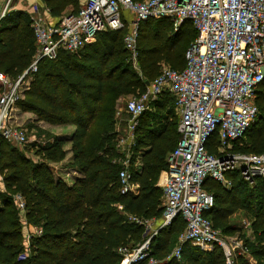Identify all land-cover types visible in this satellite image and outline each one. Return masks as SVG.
I'll list each match as a JSON object with an SVG mask.
<instances>
[{
	"label": "trees",
	"instance_id": "16d2710c",
	"mask_svg": "<svg viewBox=\"0 0 264 264\" xmlns=\"http://www.w3.org/2000/svg\"><path fill=\"white\" fill-rule=\"evenodd\" d=\"M44 3L52 16H59L70 5L77 10L80 0ZM126 33V29L103 31L78 52L61 50L56 58L41 60L31 75L17 107L33 112L37 122L73 124L75 130L61 138L40 128L37 133L45 135L44 142H34L30 149L41 160L30 158L15 143L0 137V174L7 189L0 197V264H120L121 248L132 250L146 239L145 226L131 217H162L163 189L158 182L181 137L179 121L172 106L168 107L174 101L176 108V97L165 91L140 116L131 159L140 160L141 166L130 168L139 187L131 194L121 192L119 172L124 154L117 146L121 136L115 128L117 101L121 96L146 91L147 82L160 74L164 63L184 69L197 30L189 20L178 30L167 18L142 21L137 38L140 72L128 63L131 58L124 44ZM35 51L29 16L24 10H9L0 20V71L16 80L31 64ZM2 88L0 81V91ZM255 101L259 118L232 143L235 152L264 153V80ZM67 141L72 143L71 165L82 173L71 185L56 180L46 164L47 160L59 162L65 158L63 145ZM218 144L215 134L209 151L217 152ZM227 176L230 187L212 177L204 181L203 188L214 196V205L205 216L215 228L230 234L239 229L231 220L233 214L239 210L250 214L254 218V238H248L246 246L257 264H264V177L250 183L238 171H230ZM248 182L256 185L250 187ZM16 193L25 199V214L15 204ZM23 215L42 232L32 238L30 252L28 249L20 258L26 245ZM184 228L181 216L162 228L151 241V255L166 258ZM162 264H226V258L221 247L208 251L187 242L180 259L171 258ZM235 264H249L247 256L240 255Z\"/></svg>",
	"mask_w": 264,
	"mask_h": 264
},
{
	"label": "built area",
	"instance_id": "2783aa9c",
	"mask_svg": "<svg viewBox=\"0 0 264 264\" xmlns=\"http://www.w3.org/2000/svg\"><path fill=\"white\" fill-rule=\"evenodd\" d=\"M11 9L27 13L36 42L31 64L16 80L0 72L4 86L0 137L15 144L28 141L26 129L13 125L11 120L41 60L54 59L61 50L78 52L103 31L126 29L124 44L140 72L137 38L142 21L167 18L174 30L187 20L194 24L197 36L187 50L186 67L177 70L164 63L160 74L147 82L146 91L130 98L125 106L130 118L123 129L126 134L117 143L124 154L119 172L123 194L137 193L139 187L130 169L137 118L165 91L176 97L181 137L168 157V168L162 172V217H131L145 226L146 239L132 250L121 248L120 264H162L171 258L180 259L187 242L208 251L221 247L226 264H235L236 258L247 255L249 248L242 240L225 237L205 216L214 205V196L203 184L212 177L230 187V171L240 172L250 183L258 176L264 177V153L232 150V143L259 118L255 98L264 80V0H80L77 10L70 5L59 16L51 15L44 0H5L0 20ZM215 134L219 138L217 152H210L209 142ZM15 201L25 209L21 194H16ZM178 216L185 221V228L176 247L164 259L151 255L152 239Z\"/></svg>",
	"mask_w": 264,
	"mask_h": 264
},
{
	"label": "rangeland",
	"instance_id": "374dc122",
	"mask_svg": "<svg viewBox=\"0 0 264 264\" xmlns=\"http://www.w3.org/2000/svg\"><path fill=\"white\" fill-rule=\"evenodd\" d=\"M4 1L5 0H0V8L2 7V5L4 6ZM29 1H31V0H29ZM20 7H22V6H20ZM24 8H26V7H24ZM129 61L131 62V66L134 68V70L139 72V69L134 67V65L132 63V60L131 59L128 60V63L130 64ZM164 65L168 66L166 64H164ZM0 72H2V71H0ZM2 73H4V72H2ZM4 74H6V73H4ZM11 80L13 81V79H11ZM3 92H4V88H2V90L0 91V96L2 95ZM136 95L137 94H130V95L121 96L118 99V101H117V103L119 105V108L117 106V110H116L117 113L115 115L117 123L115 125V128L118 129L121 132V135L123 133L126 134V132L123 131L124 123H125V121L128 122V120L130 118L129 115L127 114V112H126V109H125L126 103H127V101L130 98H133ZM22 98H23V95H22ZM174 104H175L174 101H172V104L168 105V107L172 106L171 108H172L173 113L175 115V120L179 121L178 120L179 119V117H178L179 114H178V111L176 110V108L174 107ZM150 107H151V105H150ZM157 112H159V111H157ZM157 112H154V114H156ZM143 113H141L138 116V118H137V122L138 123H139L140 116ZM31 114H34V113L31 112V111H25V110L19 109V112H17V115L15 116V118L11 120L13 125L20 126L24 130L26 129V135H27V138H28L27 142H25L23 144H16L17 145L16 147L19 149L20 152L24 153L25 155L29 156L30 158H33L35 160H41L40 157L34 155L33 150L30 149V146H31L32 143H34V142H39V143L44 142L45 135L43 134L40 137L38 135V133H37L38 130L41 128V129H44V130H48L50 132H53V131L61 132V131H63L62 134L59 135V136H61V138H63V137H68L71 134L69 132L72 130L71 129L72 127L70 126V124H68L69 126H66V124H57V125L52 124L51 125L48 122L42 124V123H40L41 121L40 122L36 121V117H31V116H33ZM162 114H164V113H162ZM157 116H162V115L161 114H157ZM154 120L152 119V121H150L151 124L154 123ZM67 144H69V145H67ZM65 146H70V143L65 142L63 147H65ZM68 154H69V150L66 151L65 158L63 160L59 161V162H52L50 160L46 161V164L50 168L54 178L56 180H59V179L63 180L66 183L68 181L72 182V180H73L71 178L72 175L71 176H69V175L72 173L71 171L74 168L71 165L72 164V159L70 157L68 158V156H71V155H68ZM136 162H138V159L135 162H133V160H132L130 164L135 166ZM248 184H249L248 186H250V187H253V186L256 185V184H252L251 185L249 182H248ZM159 186H161V185H159ZM162 189H163V187H162ZM6 191H7V189H6ZM6 191H5V186H4V176L0 174V197ZM16 194H20V193H16ZM16 194H14V199H15ZM163 198H164V190H163ZM1 204L2 203H1V200H0V205ZM15 204H16L17 208L20 209L23 214H25L26 210L25 209L22 210L21 208H19L17 202H15ZM23 216H24V219H25V215H23ZM231 220H233V222L236 223V225L239 227V229L234 231V233H230V234H225V233L222 232V235H224L225 237H230V238L231 237H237L238 239L242 240V242L245 243V244H247L248 238H250V239L254 238V233H253L254 232L253 229H255L254 224H253L254 218L250 214H248L244 210H239L238 212L233 214V216L231 217ZM40 229H41L40 226H38L36 224H30L26 219L24 220V233H25L24 234V243L26 245H25L24 251L20 254V258L25 256V252L28 251V249H29L28 247H30V245H31L32 238L34 236H36L37 234H40V233H38ZM22 242H23V240H22ZM177 243L178 242H176L174 247H176ZM174 247H173V249H174ZM29 252H30V249H29ZM246 256L248 258L249 264H257L256 259L253 258L251 255H249V252H248V254Z\"/></svg>",
	"mask_w": 264,
	"mask_h": 264
},
{
	"label": "crops",
	"instance_id": "0c3cea01",
	"mask_svg": "<svg viewBox=\"0 0 264 264\" xmlns=\"http://www.w3.org/2000/svg\"><path fill=\"white\" fill-rule=\"evenodd\" d=\"M2 8H3V5H2V7L0 8V12H1V10H2ZM119 106V105H118ZM17 112H19V109H18V107L16 106V108L14 109V117H13V119L15 118V116L17 115ZM31 115H33V116H31V117H36V116H34L35 114H31ZM40 123H46V122H44V121H41ZM52 125V124H51ZM66 126H69L68 124H66ZM70 126L72 127L71 129V131L69 132V133H72L74 130H75V126L73 125V124H70ZM53 131V130H52ZM62 132L63 131H61V132H55V131H53L52 133H54L55 135H61L62 134ZM68 143H70V146H65L64 147V149L66 150V151H68L69 150V154L68 155H71V156H68V158L70 157V158H72V151H71V146H72V144H71V142L70 141H67ZM67 145H69V144H67ZM140 160H138V162H136V166L138 167V168H140V166H141V164H140ZM72 173L69 175V176H71L72 175V182H67V184H69V185H71V184H73L74 182H75V179L76 178H79V177H81L82 176V173L78 170V169H76V168H73L72 169V171H71ZM163 172V171H162ZM161 177H162V173H161V175H160V178H159V182H158V184H160V182H161ZM161 185V184H160Z\"/></svg>",
	"mask_w": 264,
	"mask_h": 264
}]
</instances>
